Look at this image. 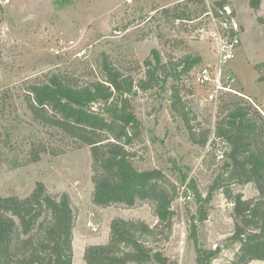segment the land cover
<instances>
[{
    "label": "rangeland",
    "instance_id": "1",
    "mask_svg": "<svg viewBox=\"0 0 264 264\" xmlns=\"http://www.w3.org/2000/svg\"><path fill=\"white\" fill-rule=\"evenodd\" d=\"M0 6V195L29 196L37 183L52 194H68L75 212L73 264H86L85 249L106 244L110 225L116 218L158 224L152 206L135 208L97 207L93 204V161L89 147L78 149L74 140L33 119L26 103V91L51 74H60L77 86L102 79V64L107 57L124 75L137 84L146 77V61L160 51L168 68L184 79L182 95L195 113L196 122L211 130L207 147L193 144L183 121L172 111L173 77L157 88L135 89L130 97L137 119L143 125L142 140L130 149L140 170L160 169L179 186L173 204L176 212L169 239L160 235L153 245L163 250L176 264H197L194 243L189 237L188 211L197 213L194 181L207 196L209 187L223 173L226 160L220 161L214 145L215 124L220 98H245L264 116V0L260 8L251 0H227L231 16L239 27L240 44L226 65L235 93L220 95L217 102L206 100V90L195 83L202 66L218 64L221 18L213 19L211 6L221 0H1ZM172 11L169 15L164 11ZM177 12L185 20L174 19ZM205 60L192 68L194 59ZM202 59V58H201ZM190 69V70H189ZM187 75V76H186ZM164 76H162L163 78ZM219 103V104H218ZM100 113L104 103L92 105ZM44 142L57 156L43 154L29 163L33 143ZM246 199L259 192L253 183L234 185ZM96 228V230H94ZM234 232L233 205L218 191L210 206L207 222L199 226V240L207 249H221L211 264H230L239 244L230 240ZM251 264H264L252 262Z\"/></svg>",
    "mask_w": 264,
    "mask_h": 264
},
{
    "label": "trees",
    "instance_id": "2",
    "mask_svg": "<svg viewBox=\"0 0 264 264\" xmlns=\"http://www.w3.org/2000/svg\"><path fill=\"white\" fill-rule=\"evenodd\" d=\"M260 2L251 0V7L258 10ZM226 6L227 0L215 2L211 6L213 16L226 19ZM171 12L164 11L166 15ZM202 12L208 15L206 8ZM174 19L193 20L181 12ZM152 56L153 61H146V77L137 84L106 57L101 70L103 78L87 86H77L60 74H51L33 83L25 93L33 119L74 140L78 149L90 148L94 205L135 208L149 203L158 219L154 227L142 220L114 219L109 241L85 249L86 264H176L153 244L163 234H167L168 240L173 231L176 215L173 204L180 188L160 169L140 170L135 166V153L130 147L142 140L143 125L136 117L130 97L136 88L152 90L173 77L172 111L183 121L190 141L207 147L211 130L194 123L195 113L182 95L185 89L180 84L184 79L182 73L175 75L160 51H154ZM201 62L200 57L194 59L192 68ZM98 103L106 104L104 113L91 108ZM219 103L214 145L221 144L226 164L207 196L190 181L188 188L195 194L198 208L196 214L188 211V238L194 243L197 264H211L221 253L220 248H205L198 233L199 226L209 219L215 194L222 191L233 205L234 232L230 240L240 245L230 264L264 262V116L243 97L231 100L221 97ZM47 153L57 156L62 151L49 150L44 142L33 143L28 162L37 163ZM248 183L255 184L257 198L246 199L233 188ZM75 221L70 196L52 194L43 183H37L25 198L0 195V264H73Z\"/></svg>",
    "mask_w": 264,
    "mask_h": 264
},
{
    "label": "built area",
    "instance_id": "3",
    "mask_svg": "<svg viewBox=\"0 0 264 264\" xmlns=\"http://www.w3.org/2000/svg\"><path fill=\"white\" fill-rule=\"evenodd\" d=\"M2 5L4 3L0 0V6ZM224 12L226 19H221L223 36L219 35L218 64L202 66L195 77V83L206 90V100L210 103L217 102L220 95L235 93L230 86L233 78L226 73L225 67L234 57L235 50L240 44L239 27L233 19L230 20L231 11L228 6L224 8ZM209 14L215 20L212 12ZM215 155L220 161L226 160L225 151L222 148L216 149Z\"/></svg>",
    "mask_w": 264,
    "mask_h": 264
},
{
    "label": "crops",
    "instance_id": "4",
    "mask_svg": "<svg viewBox=\"0 0 264 264\" xmlns=\"http://www.w3.org/2000/svg\"><path fill=\"white\" fill-rule=\"evenodd\" d=\"M201 58H202V60H205V58H204V57H202V56H201ZM254 262H255V261H254ZM256 262H257V261H256ZM258 262H260V261H258ZM250 264H251V263H250Z\"/></svg>",
    "mask_w": 264,
    "mask_h": 264
}]
</instances>
